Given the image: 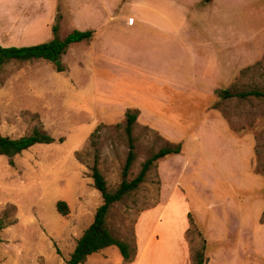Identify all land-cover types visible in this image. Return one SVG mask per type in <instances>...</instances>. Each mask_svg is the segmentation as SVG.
I'll use <instances>...</instances> for the list:
<instances>
[{"label":"rangeland","instance_id":"1","mask_svg":"<svg viewBox=\"0 0 264 264\" xmlns=\"http://www.w3.org/2000/svg\"><path fill=\"white\" fill-rule=\"evenodd\" d=\"M142 1L137 8L115 7L114 23L92 19L97 26L112 23L121 29L129 11H170L164 1ZM203 1L184 0V11L205 10ZM213 7L224 11L226 47L234 61L220 65L209 79L198 77L202 68H192L183 47L178 77L165 78L161 72L170 65L169 49L155 54L160 49L152 42L142 50L136 45L140 51L132 49L129 70L118 74L107 73L110 57L98 54L86 55L94 74L75 69L74 78L45 60L2 67L0 134L20 138L40 130L57 142L33 146L13 165L0 156L5 224L0 264H66L103 203L92 179L94 165L110 191L123 180L129 114L137 120L136 160L128 181L161 149L180 148V154L156 161L145 182L109 212V229L133 250L132 260L140 243L157 234L167 253L168 247L179 250L170 264H193V252L203 248L205 264H264V96L219 94L264 95V0H216ZM63 10L3 11L12 22L4 19L2 26L9 27L0 29V42L50 40L57 23L56 37L63 40L78 30L77 22L86 24L81 11ZM77 48L72 47L67 65H75L69 61L73 56L81 59ZM60 201L68 205L67 216L58 211ZM122 261L131 263L118 247H110L83 264Z\"/></svg>","mask_w":264,"mask_h":264},{"label":"crops","instance_id":"2","mask_svg":"<svg viewBox=\"0 0 264 264\" xmlns=\"http://www.w3.org/2000/svg\"><path fill=\"white\" fill-rule=\"evenodd\" d=\"M155 1L168 3L170 11H129L131 16L128 17V23L120 29L117 25H112L116 17H119V15L114 16L115 7L119 6L120 11L126 5L137 8L143 6L142 0H0V29L8 28V25L2 26L4 19L10 24L12 21L9 14H18L19 11H64L63 9L81 11L80 14L88 16V18H85L86 24L83 26L77 22V29L93 31L94 36L90 41L72 44L63 55L62 64L65 67L63 72L69 74L71 78H74L71 74L75 69L82 68V70L87 72L89 70L91 74H94L95 66L87 57H90L91 54L92 57L95 54L110 57L108 61L110 66L105 69L107 73L126 72L130 67L132 49H138L139 46V49L142 50L143 45L149 44V42L153 43L154 48L160 49L154 50L155 54L169 49L170 65L161 74L170 80L178 77L177 66L181 64L178 53L180 47L186 50L188 61L193 69L198 65L199 68H202L200 76H198L200 79L211 78L219 68L222 69L220 65L231 64L234 61V56H231L233 52H228L226 47L224 11H216V7L210 8L216 3V0L206 3L208 6L202 11H184V0ZM3 11L9 14L6 15ZM95 15L101 16L102 19L106 17L107 21H114L110 25L100 27L97 26L98 20L95 21L96 23L93 21ZM105 27H109L110 30L102 29ZM53 39L31 44L6 45L0 42V45L3 47L34 46L50 42ZM75 45L79 47L77 48L79 52L82 51V57L81 59L80 57L76 59H73L74 56L71 57L69 61L70 63L75 61V65L69 66L71 64L67 65L65 62ZM192 68L190 69L192 70ZM159 239L157 234H154L144 245L140 243L136 259L131 263L122 261L121 264H170L179 250L168 247L167 250L170 249V251L167 253L162 248L163 242ZM167 239L170 240L168 237Z\"/></svg>","mask_w":264,"mask_h":264},{"label":"trees","instance_id":"3","mask_svg":"<svg viewBox=\"0 0 264 264\" xmlns=\"http://www.w3.org/2000/svg\"><path fill=\"white\" fill-rule=\"evenodd\" d=\"M212 0H205V3H209ZM59 30L58 23L53 27V33L55 38L50 42L24 47H3L0 45V70L2 67L11 62H33L36 60H45L55 65L58 72L65 71V67L62 64V57L66 54L67 50L72 44L80 43L83 41H90L93 36V31H79L75 30L70 33L65 39L61 40L56 37ZM220 96L223 98L241 97L243 99L250 95L264 96L260 92H243L233 95L230 90L221 91ZM137 120V116L129 114L127 116L126 132L129 138V152L126 159V165L123 172V180L119 187L110 191L107 186V181L103 174L100 172L98 166L95 164L92 169V179L94 187L101 193L103 203L97 209L93 223L87 228L82 237L78 240L76 248L70 259L66 264H83L87 258L99 251L110 247H118L122 252L126 261H131L133 258V250L128 244L117 239L111 232L108 226V215L113 205L121 202L130 195L133 191L137 190L142 183L145 182V178L153 164L165 158L168 155L180 154V148H164L158 153L149 158L143 165L140 173L136 178L128 181L129 171L132 168L135 160V139L133 137V125ZM64 138H60L58 142L63 143ZM57 142L55 138L47 134L46 132L35 130L29 136H22L20 138H11L9 136H3L0 134V156L9 158L11 165L14 164L13 159L29 150L33 146L39 144H53ZM58 211L67 216L69 214V208L66 202H58ZM5 228L4 222L0 219V233ZM1 242V237H0ZM193 264H205L207 258L205 257L204 248L202 250H196L193 252ZM133 261V260H132ZM131 261V262H132Z\"/></svg>","mask_w":264,"mask_h":264}]
</instances>
